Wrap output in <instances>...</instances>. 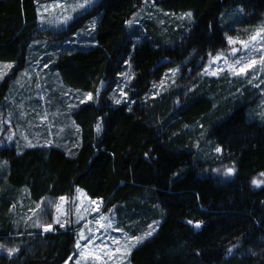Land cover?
Masks as SVG:
<instances>
[{"label":"trees","instance_id":"1","mask_svg":"<svg viewBox=\"0 0 264 264\" xmlns=\"http://www.w3.org/2000/svg\"><path fill=\"white\" fill-rule=\"evenodd\" d=\"M56 1L0 0V63L20 70L34 52L33 61L49 63L65 86L95 100L72 114L80 129L73 157L56 147H0V241L23 236L12 232L7 213L18 191L28 190L33 202L82 191L105 213L114 210L132 235L158 222L130 264H264V187L252 183L264 173V117L251 120L247 90L232 94L197 77L200 65L228 48L222 19L239 12L240 25L256 26L264 0H100L65 30H41L39 6ZM189 12L184 28L167 23ZM86 20L95 21L87 32ZM174 67L179 89L152 97ZM125 75L128 101L115 105L111 96ZM202 141L221 152L209 164L199 163L207 154ZM222 165L234 174L215 175ZM16 241L24 245L15 256L0 255V264H64L77 239L73 229H56Z\"/></svg>","mask_w":264,"mask_h":264},{"label":"rangeland","instance_id":"2","mask_svg":"<svg viewBox=\"0 0 264 264\" xmlns=\"http://www.w3.org/2000/svg\"><path fill=\"white\" fill-rule=\"evenodd\" d=\"M99 1L58 0L49 4H41L39 6L40 29L59 33L76 18L85 16ZM81 4L84 6L77 7ZM152 13L156 14L151 9L150 14ZM240 15L241 13L238 12L222 19V26L227 27L230 31L225 39L228 48L225 53L209 57L204 65H200L201 71L197 77L200 80L220 81L232 94L238 91L240 95H244L247 90L250 95L253 94V106L249 111L250 118L251 120L261 119L264 117V63L261 61V58L264 57V33L257 36L255 40L250 38L264 26V18L256 26L245 27L239 24ZM66 17L70 18L65 19ZM167 23L174 24L175 28H184L192 23V19L187 15H180L167 19ZM94 25V20H86L82 29L86 28L87 32ZM82 33L84 34L82 30L79 31L75 38L83 35ZM229 37L237 42L230 44ZM233 49H236L235 53ZM33 51L32 48L31 52ZM33 53L28 59L29 66L20 70L17 69L16 64L0 63V72L3 73V77L0 78V90L5 89L4 95L0 99V147H15L18 152L29 148L56 147L73 157L80 146V129L75 124L72 114L80 105L94 101L95 98L90 94L65 86L58 73L46 70L49 63L45 67L41 65L42 60L33 61L36 57V54ZM217 56L220 59H216ZM238 60L240 64L236 63ZM252 61L255 63L248 67ZM9 65L11 67H8ZM233 67L237 69L245 67L246 72L244 74L233 73L230 71ZM179 72V67L168 70L163 80L158 85H154L151 91L152 97L174 89L178 90L176 81H178ZM191 73L192 69H187L185 79ZM127 83L128 78L125 75L111 96L113 104L117 105L128 101L125 94ZM29 142L34 146L29 147ZM200 144H202L200 150H205L207 154L200 157L199 163L209 164L214 161L212 160L214 157L217 158L216 156L221 155V152L216 149L209 150L211 145L207 142L202 141ZM3 166L0 164V167ZM228 168H230L228 165L219 166V169H214V173L221 177H228ZM254 180L260 182L259 186L253 184L255 188L264 187V175H259ZM15 196L17 200L12 201V206L7 211L12 214V220H10V224L13 226L12 232L22 233L23 236L28 235L36 241L45 235L55 233L56 229L64 232L73 229L77 239L76 245L79 242L80 248L75 245L73 256L64 264H77V261L79 264H130L128 260L130 254H125V236H141L148 231H152L154 234L158 226V222H155L150 224L143 233L132 235L120 225L114 210L105 213L103 211L104 203L101 200L91 199L82 191H78L71 200L44 198L39 202H33L26 189L18 191ZM57 207H59V211H57ZM38 222L50 223L52 230L45 232L43 227L36 226ZM109 222L112 227H104ZM61 224L64 226L61 227ZM81 233L86 239H81ZM23 236L16 235L15 239L14 236H9L1 240L0 255H8L9 249H18L19 251L24 243L19 244L16 239L19 240ZM14 240L15 242H13ZM3 241L7 242L3 243ZM132 243L133 241H128L127 245L130 253L143 244H137L133 248L131 247ZM117 248H120L121 251H115ZM18 251L12 256H15ZM82 252L85 253L83 257L81 256ZM97 257L99 258L97 259Z\"/></svg>","mask_w":264,"mask_h":264},{"label":"snow or ice","instance_id":"3","mask_svg":"<svg viewBox=\"0 0 264 264\" xmlns=\"http://www.w3.org/2000/svg\"><path fill=\"white\" fill-rule=\"evenodd\" d=\"M83 6H84L83 4H81V5H77V7H83ZM186 15H187L188 17H191V16H192V13L189 12V13H187ZM69 18H70V17H66L65 19H69ZM261 33H264V26H262L261 29H259V30L256 32V34L253 35L250 39L255 40L257 36L261 35ZM228 42H229L230 44H232V43H236L237 41H234V40L232 39V37H229V38H228ZM235 51H236V49H233V52H234V53H235ZM216 59H220V57L217 56ZM261 61H262V63H264V57L261 58ZM236 63H237V64H240V61L238 60V61H236ZM254 63H255V61H252L250 64H248V67H251L252 64H254ZM8 67H11V66L9 65ZM230 71H232L233 73H236V74H244V73L246 72V68H245V67H240L239 69H237V68L233 67V68L230 69ZM2 77H3V73L0 72V78H2ZM117 102H119V101H117ZM99 130H100V128H99V125H98V126H97V132H99ZM28 146H29V147H32V146H34V145H32L31 142H29ZM217 151H220V149L217 148ZM227 174H228V175H232V174H234V169H232V168H228V169H227ZM261 175H264V173H262ZM252 183L255 184V185H258V186H259V183H260V182L257 181V180H253ZM61 199L63 200L64 198H61ZM57 211H59V207H57ZM102 219H103V218H102ZM57 223H59V220H57ZM189 223H192V221H189ZM36 226H37V227H43V230H44L45 232H48V231L52 230V225H51L50 223H40V222H38ZM63 226H64V225L61 224V227H63ZM195 226H196L197 228H199V227H200V224L197 223ZM104 227H106V228H111V227H112V224L109 222V223H107L106 225H104ZM150 227H151V226H150ZM152 234H153L152 231H148V232H146L145 234H143V235H141V236H132V237L125 236V254H130V249L127 247V245H128V241H133V243L131 244V247L134 248V247H136L137 244H141V243H143L144 240H146L148 237H151ZM81 239H86V237L83 235V233H81ZM117 243H119V242H117ZM0 247H2V246H0ZM76 247H77V248H80V244H79V242H77ZM17 251H18V249H9V250H8V255H9V256H12V255H14L15 252H17ZM115 251L120 252L121 249H120V248H117ZM231 251H232V249H229V252H231ZM84 255H85V253L82 252V253H81V256L83 257ZM98 258H99V257H97V259H98ZM77 264H79V261H77Z\"/></svg>","mask_w":264,"mask_h":264}]
</instances>
